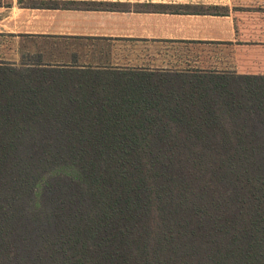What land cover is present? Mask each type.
Here are the masks:
<instances>
[{"label":"trees","instance_id":"1","mask_svg":"<svg viewBox=\"0 0 264 264\" xmlns=\"http://www.w3.org/2000/svg\"><path fill=\"white\" fill-rule=\"evenodd\" d=\"M0 264H264V76L0 61Z\"/></svg>","mask_w":264,"mask_h":264},{"label":"crops","instance_id":"2","mask_svg":"<svg viewBox=\"0 0 264 264\" xmlns=\"http://www.w3.org/2000/svg\"><path fill=\"white\" fill-rule=\"evenodd\" d=\"M5 41L15 65L52 60L40 43L72 51L56 64L264 76V0H0Z\"/></svg>","mask_w":264,"mask_h":264},{"label":"rangeland","instance_id":"3","mask_svg":"<svg viewBox=\"0 0 264 264\" xmlns=\"http://www.w3.org/2000/svg\"><path fill=\"white\" fill-rule=\"evenodd\" d=\"M0 46H3L2 47L3 48L2 49L3 51L7 49L8 52L10 53V55H8V57H4L7 60H1V62L16 63L17 62L16 61V58L17 57H14L12 54H15L17 52L19 54V56H21L20 55L21 53H19L20 52V48H19V51L18 50L16 51V49L14 50V43H11L10 41H8V42L7 41L0 42ZM38 46L39 47L40 46H44V49L46 48L45 55H47L48 57H51L52 60H54L55 57H58V60H60V58H62V59H66V60L70 61V59H68V58H71V55L73 54L71 50H63V48H59L58 46H55V45H49L48 47H46L44 44H40V43L38 45L37 44L36 45L33 44V46L30 45L28 47L27 51L35 52L37 50L36 47H38ZM39 47H38V50H40ZM12 48H13V50H12ZM19 59H20V57H19ZM12 60H14V61H12ZM52 60H49L47 62H52ZM19 62H21V59L19 60ZM118 67L119 66H117V67H111V68H113V69H121V70L122 69H125V68H118ZM184 69H187L185 71H189V72L193 71V72H197V73H210V72L205 71L203 69H202L203 71L202 70H199L198 68H179L178 71L184 70ZM169 71L172 72L174 70H169ZM220 73H223V72H220ZM225 73H227V72H225ZM234 74H236V73H234ZM26 227H27V225H26Z\"/></svg>","mask_w":264,"mask_h":264}]
</instances>
